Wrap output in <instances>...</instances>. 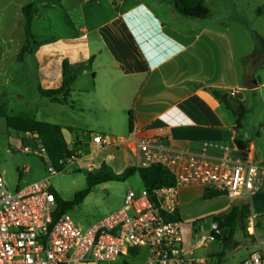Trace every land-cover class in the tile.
<instances>
[{"label": "crops", "instance_id": "0c3cea01", "mask_svg": "<svg viewBox=\"0 0 264 264\" xmlns=\"http://www.w3.org/2000/svg\"><path fill=\"white\" fill-rule=\"evenodd\" d=\"M28 4L34 42L20 60L26 44L23 8ZM206 21L180 15L174 0H0V83L12 69L8 62H31L37 92L46 99L40 103L50 119L21 118L60 125L71 132L72 141L83 137L81 152L85 146L91 149L93 170L106 165L122 173L137 165L133 147L142 138L188 150L204 141L218 142L237 147L264 166V149H253L252 141L243 139L240 118L216 96L235 91L230 98L241 100L244 90L262 85H251L252 77L241 67L254 52L237 53L241 36L232 35L228 24ZM65 64L68 77L74 79L71 96L66 103L54 102L39 88H60ZM95 134L113 136L119 144L94 151L90 143ZM123 139L129 140L121 143ZM182 214L180 205L181 222ZM199 220L192 219V238L206 229L207 222ZM209 236L200 240L206 242ZM184 246L203 264L209 262L196 254L201 245L184 241ZM252 252L248 249L240 264Z\"/></svg>", "mask_w": 264, "mask_h": 264}, {"label": "built area", "instance_id": "2783aa9c", "mask_svg": "<svg viewBox=\"0 0 264 264\" xmlns=\"http://www.w3.org/2000/svg\"><path fill=\"white\" fill-rule=\"evenodd\" d=\"M229 94L235 97L236 92ZM112 144L119 142L95 134L90 146L97 151ZM133 149L137 166L160 164L175 184L152 193L145 188L131 190L120 209L85 229L69 214L54 218L57 203L49 183L59 173L54 167L49 166L48 178L14 191L8 189L0 170V264H203L184 246L179 188L199 185L204 192L220 191L238 199L252 198L264 187V166L237 147L204 141L193 150L171 149L156 139L142 138ZM23 151L29 152L30 147ZM80 154L81 149L67 157L63 171ZM255 218H250V226L257 234ZM258 246L242 264H264V240Z\"/></svg>", "mask_w": 264, "mask_h": 264}, {"label": "rangeland", "instance_id": "374dc122", "mask_svg": "<svg viewBox=\"0 0 264 264\" xmlns=\"http://www.w3.org/2000/svg\"><path fill=\"white\" fill-rule=\"evenodd\" d=\"M203 1L210 10V16L206 18V22H212L218 26L228 24L227 27L232 35H240L243 41V45L236 42L237 53L250 50L254 52L251 61L241 64V67L244 68L247 76L252 77L251 85L254 82L262 85L259 88L244 90L240 96L244 114L240 117L242 126L239 134L243 139L252 141L253 149L257 147L264 149V12L262 15L256 13L257 8L264 6V0ZM239 26L246 31H242ZM14 64L8 62V67L12 69L0 83V107H5V110L2 108L8 116L50 119L43 111V104L40 103L41 100L46 99L37 92V76L33 64L29 61L16 66ZM77 97L79 98V95ZM108 137L115 139L113 136ZM24 138V134L9 128L5 118L0 117V170L4 174L10 191L44 180L50 175L48 168L51 164L46 151L39 153V149L29 146L30 151L24 152L23 148L27 146ZM90 153L91 149L87 146L83 147L78 160L72 166L50 177L49 183L52 190L58 192L63 199L72 200L77 192L88 188L87 176L92 167ZM110 169L114 171L113 168L110 167ZM96 170L98 169L94 171L92 169L93 172ZM142 188L143 184L138 174L122 181L113 180L97 184L92 187L83 203L67 214L79 227L85 229L120 209L129 191H139ZM179 201L183 210L181 231L185 245L190 246L191 243L201 245L196 254L209 258L207 264H240L248 249L251 251L259 249L258 241L264 239V188L253 198H240L233 202L226 197L207 200L203 197V187L199 185L182 186L179 188ZM237 202H247L250 205L251 213L256 215L254 222L257 234L250 226L249 218L245 223V231L237 230L225 257L218 259L221 242L211 239L212 233L209 236V228H206L198 238H192L191 230L194 225L192 219L198 217L199 221L208 222L221 214L220 208ZM207 236H209L208 241L200 240ZM236 247H239L237 251L231 250Z\"/></svg>", "mask_w": 264, "mask_h": 264}, {"label": "trees", "instance_id": "16d2710c", "mask_svg": "<svg viewBox=\"0 0 264 264\" xmlns=\"http://www.w3.org/2000/svg\"><path fill=\"white\" fill-rule=\"evenodd\" d=\"M174 8L180 15L188 18L206 19L210 16V10L204 5L203 0H174ZM256 12L258 15H261L264 12V6L257 8ZM23 14L25 17L26 44L19 53L20 60H22L27 53L31 52L32 44L34 42V36L32 33L33 14L31 4L24 6ZM73 81L74 79L69 78L67 75V65L65 64L64 81L62 86L58 89L51 90L39 88V92L42 96L49 98L54 102L66 103L71 96V85ZM221 95L222 94L220 93H216L218 99H221ZM225 105L234 115H236L235 110L231 107L229 102H226ZM0 117H4L7 126L17 132L22 134L28 133L31 135L38 134L44 145V149L51 164L50 166L54 167L59 172L63 171V161L67 157L73 156L75 151L81 149L82 141L80 140V137H77L71 142V144H68L62 132L63 127L60 125L42 122L35 119L8 116L4 112L3 108H0ZM132 124L133 116L132 113H130L131 127ZM93 171H91L87 176L89 184L88 188L77 192L72 200L68 201L63 199L58 192L51 189L55 195L57 203V208L54 213L55 219L59 218L63 214L69 213L75 207L82 204L86 197L90 194L92 187L100 183L113 180L122 181L130 176L138 174L142 181L143 188L147 189L150 193L161 187L172 186L175 184L173 175L160 164H153L149 167H139L137 165L129 166L122 173H116L110 169V167L102 165L100 169L95 172ZM220 196H225V194L214 190L204 192V198L207 200ZM250 216L251 209L247 202L234 203L227 211L219 215L225 225L230 228V234L224 249L217 254L219 258H223L225 256L226 249L229 248L237 230L241 229L245 231V223ZM212 236L215 240L220 242L222 241V236L214 230H212Z\"/></svg>", "mask_w": 264, "mask_h": 264}, {"label": "water", "instance_id": "95a60500", "mask_svg": "<svg viewBox=\"0 0 264 264\" xmlns=\"http://www.w3.org/2000/svg\"><path fill=\"white\" fill-rule=\"evenodd\" d=\"M221 100L226 103L229 102L231 107L235 110V113L237 117H241L244 114V109L241 105L240 100L236 98H230V94L228 92L224 93L221 96ZM64 138L68 144H71L72 142V136L71 132L68 129L62 130ZM80 139H83V137H80ZM24 143L27 146H31L33 149H44V145L41 142V139L39 138L38 134H33L29 137L24 138ZM211 229L218 232L222 236L221 241V251L224 249V246L227 242L228 236L230 234V228H228L225 223L222 221V219L218 216H215L211 220Z\"/></svg>", "mask_w": 264, "mask_h": 264}, {"label": "flooded vegetation", "instance_id": "af4514ba", "mask_svg": "<svg viewBox=\"0 0 264 264\" xmlns=\"http://www.w3.org/2000/svg\"><path fill=\"white\" fill-rule=\"evenodd\" d=\"M28 137H29V136H28ZM211 220H212V219H211ZM211 220H210V223L207 222V223L204 224V227H205V228H211Z\"/></svg>", "mask_w": 264, "mask_h": 264}]
</instances>
